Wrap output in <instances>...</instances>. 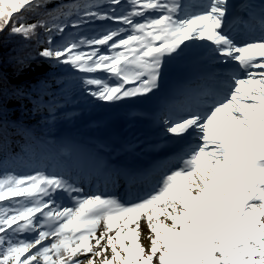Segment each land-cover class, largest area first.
<instances>
[{
  "label": "snow or ice",
  "instance_id": "obj_1",
  "mask_svg": "<svg viewBox=\"0 0 264 264\" xmlns=\"http://www.w3.org/2000/svg\"><path fill=\"white\" fill-rule=\"evenodd\" d=\"M48 3L0 0V139L10 102L58 107L47 77L3 71L19 80L38 58L65 73V97L157 99V155L0 174V264H264V0Z\"/></svg>",
  "mask_w": 264,
  "mask_h": 264
},
{
  "label": "trees",
  "instance_id": "obj_2",
  "mask_svg": "<svg viewBox=\"0 0 264 264\" xmlns=\"http://www.w3.org/2000/svg\"><path fill=\"white\" fill-rule=\"evenodd\" d=\"M67 2L69 0H49L47 8L51 10L57 4ZM73 31L75 30L73 29ZM39 47H43V45ZM22 48L23 45L19 40L7 41L6 51L8 53H12L15 49L23 54L20 52ZM4 50L0 46V51ZM34 50L35 46L34 48L25 49V51L33 52ZM3 71L9 76L13 85L20 83L22 80L25 83H31L35 87V81L47 77L51 91L47 94L41 93V96L45 101L49 98L58 101V107L53 109L51 114H49L47 107H42L39 111H29V109H32L31 104H28L26 109H21L14 102L8 104L9 118L17 123L13 125L15 131L10 129L7 137L0 139V174L6 171L10 174L26 175L34 172L39 166L45 168V162L54 155L52 149H55L57 153L68 155L58 143L57 137L52 136V134L70 121L81 120L83 112L80 109L73 108L77 101V91L69 93L66 97L64 96L62 92L64 83L58 81L66 83L65 73L60 69L41 64L37 58V61L32 65V71L20 77L19 80L13 77V67L10 62L4 64ZM52 93L56 94L55 97H52ZM3 203H7V201Z\"/></svg>",
  "mask_w": 264,
  "mask_h": 264
},
{
  "label": "rangeland",
  "instance_id": "obj_3",
  "mask_svg": "<svg viewBox=\"0 0 264 264\" xmlns=\"http://www.w3.org/2000/svg\"><path fill=\"white\" fill-rule=\"evenodd\" d=\"M103 22H97V26L99 30H103V28H100L99 26ZM78 104L75 107H80L85 110L87 113V118L85 119L86 125L82 124H74V123H69L65 127L61 128L59 130V137H58V143L62 145L70 154L72 155V158L75 159V164L80 163L81 160L84 163H88L93 160H98V152L101 153V156L104 157L105 154L110 150V142L105 143L104 140L102 139V132L103 131H108L109 130V120H122V117L125 118H131L128 114L130 112L128 109H125L123 107L117 106V111L112 115V116H105L103 113V109L106 106H111L106 104L101 105L100 102H96L92 100L90 97L87 96H81L78 94ZM128 114H126V113ZM133 116L137 117V114H133ZM98 120V122H97ZM134 123L135 120H132ZM131 122V123H132ZM133 127V126H129ZM111 135V134H110ZM112 138H115L113 135H111ZM76 138L85 141L89 143L93 147H88L85 145H81L77 143ZM95 149V150H94ZM94 150V151H91ZM98 152H97V151ZM77 154V156H75ZM57 159L54 158L53 161H49L48 166H56L58 165V162L56 161ZM49 167H46L45 170H48ZM71 167H73L71 165ZM51 171V170H48ZM95 179L92 180L94 182ZM86 188L88 185H84ZM94 188V187H93ZM119 191L121 194L123 193V189L119 188ZM145 243H147L145 241Z\"/></svg>",
  "mask_w": 264,
  "mask_h": 264
},
{
  "label": "bare ground",
  "instance_id": "obj_4",
  "mask_svg": "<svg viewBox=\"0 0 264 264\" xmlns=\"http://www.w3.org/2000/svg\"><path fill=\"white\" fill-rule=\"evenodd\" d=\"M135 99H136V98H132V99H129V100H125V102H127V101H133V100H135ZM121 102H122V101H121ZM119 103H120V102H119ZM127 122H129L127 119H123V124H124V125H126ZM115 128H117V129H121V128H120V125H118V124H116V127H115ZM113 129H114V128H113ZM113 129H111V131H114V130H115V129H114V130H113ZM117 129H116V130H117ZM109 131H110V130H108V131H106V132H105V131L102 132V137H103V140H104L105 143H108V140H110V138H111L110 135H109ZM132 131H133V130H132ZM128 141H129V139H126V143H127ZM99 155H101V153H99ZM98 157H100V158H102V159H104V158L107 159L108 155L105 156V157H101V156H98ZM102 162H104V161H102Z\"/></svg>",
  "mask_w": 264,
  "mask_h": 264
}]
</instances>
